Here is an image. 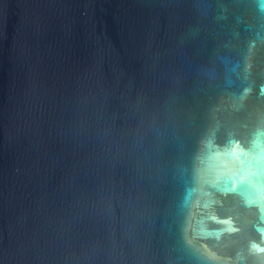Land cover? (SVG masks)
<instances>
[{"label": "water", "instance_id": "obj_1", "mask_svg": "<svg viewBox=\"0 0 264 264\" xmlns=\"http://www.w3.org/2000/svg\"><path fill=\"white\" fill-rule=\"evenodd\" d=\"M0 264H264V0H0Z\"/></svg>", "mask_w": 264, "mask_h": 264}]
</instances>
